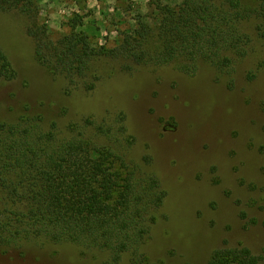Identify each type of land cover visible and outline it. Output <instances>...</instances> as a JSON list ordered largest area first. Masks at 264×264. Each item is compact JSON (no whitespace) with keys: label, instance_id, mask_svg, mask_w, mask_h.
Masks as SVG:
<instances>
[{"label":"rangeland","instance_id":"obj_1","mask_svg":"<svg viewBox=\"0 0 264 264\" xmlns=\"http://www.w3.org/2000/svg\"><path fill=\"white\" fill-rule=\"evenodd\" d=\"M37 1L50 32H70L74 14L52 16L48 0ZM150 1H106L95 18L86 21L77 13L83 16L77 30L97 45L115 46L140 16L150 14ZM86 22L93 28H82ZM28 23L19 10L0 11V50L15 72L0 79V123L38 113L46 128L57 122L61 137L71 136V123L87 118L111 126L116 134L98 137L100 143L123 150L139 174L155 177L166 192L151 213L156 221L142 246L141 264H208L223 247H248L264 264V38L256 32L257 22L242 23L252 41L233 73L205 60L192 74L176 62L103 57L87 77L95 84L92 90L84 79L72 84L37 61ZM0 264L113 263L107 251L33 241L24 252L0 251ZM117 264H133L132 257L126 254Z\"/></svg>","mask_w":264,"mask_h":264},{"label":"trees","instance_id":"obj_2","mask_svg":"<svg viewBox=\"0 0 264 264\" xmlns=\"http://www.w3.org/2000/svg\"><path fill=\"white\" fill-rule=\"evenodd\" d=\"M149 7L150 14L140 16L137 27L109 47L77 30L83 24L77 13L67 23L69 33L50 32L37 0H0V11L19 10L29 18L27 33L35 42L37 61L72 84L84 79L87 90L95 87L86 80L99 58L176 62L192 74L205 60L233 73L235 61L247 55L252 41L242 23L255 20L256 32L264 38V0L252 5L244 0H181L175 6L152 0ZM14 74L0 50V79ZM44 121L28 112L0 123V251L24 252L27 243L49 241L107 251L113 264L126 254L133 264L146 262L141 249L156 221L151 213L166 195L158 180L139 174L123 150L100 143L98 137L116 134L111 126L87 118L71 123V136L61 137L56 121L47 128ZM261 259L248 247H223L208 264H260Z\"/></svg>","mask_w":264,"mask_h":264},{"label":"crops","instance_id":"obj_3","mask_svg":"<svg viewBox=\"0 0 264 264\" xmlns=\"http://www.w3.org/2000/svg\"><path fill=\"white\" fill-rule=\"evenodd\" d=\"M45 2L47 0H44ZM109 0H48V9L52 16L61 19L71 18L73 14L80 13L84 19L97 17V9ZM93 23L86 22L82 28H93Z\"/></svg>","mask_w":264,"mask_h":264}]
</instances>
